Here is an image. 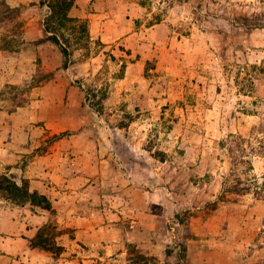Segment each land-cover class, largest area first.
Returning a JSON list of instances; mask_svg holds the SVG:
<instances>
[{"label": "rangeland", "instance_id": "1", "mask_svg": "<svg viewBox=\"0 0 264 264\" xmlns=\"http://www.w3.org/2000/svg\"><path fill=\"white\" fill-rule=\"evenodd\" d=\"M48 1L53 15L42 0H0V137L33 114L38 150L92 148L104 169L65 189L122 238L115 249L78 242L50 264H129L133 244L154 264H192L202 249L213 264H264V0H75L67 15L64 0ZM53 32L70 49L67 67ZM56 117L83 123L52 133ZM241 141L251 169L236 167ZM232 166L263 196L253 184L223 200ZM0 207L50 214L1 192ZM50 215L58 244L75 237L59 209ZM29 225L32 238L40 227Z\"/></svg>", "mask_w": 264, "mask_h": 264}, {"label": "crops", "instance_id": "2", "mask_svg": "<svg viewBox=\"0 0 264 264\" xmlns=\"http://www.w3.org/2000/svg\"><path fill=\"white\" fill-rule=\"evenodd\" d=\"M32 117L33 114H28L22 120V116L16 115L15 121L1 132L0 170L15 175L14 177L19 183L23 178L28 179L32 190L47 194L54 206L59 209L60 221L64 223V226L74 228L71 233L75 237L68 236V232L64 233L63 246L64 249L66 247V250L61 253L60 257L53 256L45 249L32 247L30 242L33 228L29 223L39 224L38 226L41 227L48 221L49 216L47 219L45 215L35 214L30 217L13 218L11 212L0 207V264H11L12 262H16V264H50L54 260H61L62 255L64 256L66 252L69 253V250L78 242H88L95 247L101 244L107 249L120 247L122 241L120 234H117L116 231L111 233L109 226L96 225L97 213L91 214L88 211L79 210L82 205L89 206L87 198L84 197L82 200L81 197L76 196V200H74L75 194H69V191L65 189L66 186H72L75 187L71 189L72 192L73 190L79 191L78 185L86 179L87 173L104 169V164L98 165V160L94 159V154L97 153L92 148L82 150L77 144H75L77 147L73 148L54 146L47 150H38L35 144L37 134L32 126ZM57 118L59 117L51 118L47 122V127L51 129L52 133L73 129L83 123L82 120H76L70 126L62 119ZM76 135L75 138H79L88 135V133L80 131ZM77 202H81V204L77 206ZM108 238L111 239L107 241ZM192 245H195V242ZM263 250L264 246L260 248V251ZM207 255L202 249L200 255L192 260V264H213L212 261L204 260ZM252 255L247 254L248 260L246 261L248 263L252 261L250 258Z\"/></svg>", "mask_w": 264, "mask_h": 264}, {"label": "trees", "instance_id": "3", "mask_svg": "<svg viewBox=\"0 0 264 264\" xmlns=\"http://www.w3.org/2000/svg\"><path fill=\"white\" fill-rule=\"evenodd\" d=\"M47 3L51 10V15H53L57 11V5L53 1L42 0V2ZM75 0H64L62 2L61 6L63 11L65 13L70 10L74 5ZM67 15V13H66ZM50 20L48 19V25ZM48 39L52 40L56 44H58L65 56V62L64 67L68 66L69 61V55H70V49L67 45H65L61 39L60 35L57 32H53L48 36ZM231 137H237L235 134H230ZM244 140L245 138H240ZM238 148L241 150V152H245L243 155L246 156V158H236V167L238 164H247L249 165V168H253L252 161L249 157L250 153L248 152V147L242 144V141L237 144ZM261 150L264 151V142L260 145ZM258 148L251 147V152H256ZM234 166V164H233ZM231 167L230 171L232 173H228V175L225 176V179L223 181V189L222 193L220 194V197H222L223 200L228 199V195L235 193V194H245L248 192H251L254 187V193L258 197L263 196V192L259 190L257 182L249 183L245 178H243L241 175L238 174L236 167ZM237 174V175H236ZM236 175L233 180L234 183L229 184V176ZM0 192L3 193V195L11 201V203L15 206H26L31 205L32 207L38 206L42 209L48 211L50 214L55 215L56 214V208L53 206L51 199L47 194L40 193L37 190H32L29 184V180L26 178H23L22 181L19 183L12 177L8 176L7 174H0ZM49 214V220L42 225L37 233L30 238L31 246L32 247H39L42 249H45L47 251H51L55 255H60L64 251V246L61 244H58L56 242V238L59 235V230H57L56 223H52L51 215ZM53 231V232H52ZM56 231V232H54ZM56 236V237H55ZM128 259L129 264H154L155 258L151 254V251L149 248L146 247H140L138 245H131L129 251H128Z\"/></svg>", "mask_w": 264, "mask_h": 264}]
</instances>
